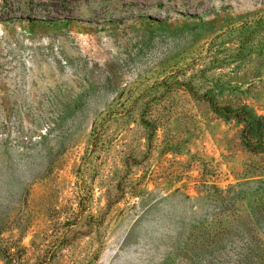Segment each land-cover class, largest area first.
<instances>
[{"label":"rangeland","instance_id":"374dc122","mask_svg":"<svg viewBox=\"0 0 264 264\" xmlns=\"http://www.w3.org/2000/svg\"><path fill=\"white\" fill-rule=\"evenodd\" d=\"M0 264H264V0H0Z\"/></svg>","mask_w":264,"mask_h":264},{"label":"trees","instance_id":"16d2710c","mask_svg":"<svg viewBox=\"0 0 264 264\" xmlns=\"http://www.w3.org/2000/svg\"><path fill=\"white\" fill-rule=\"evenodd\" d=\"M220 111L223 113H231V109L229 107L222 108Z\"/></svg>","mask_w":264,"mask_h":264}]
</instances>
